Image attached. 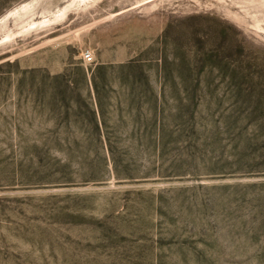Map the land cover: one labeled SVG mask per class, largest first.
<instances>
[{
	"label": "rangeland",
	"instance_id": "rangeland-1",
	"mask_svg": "<svg viewBox=\"0 0 264 264\" xmlns=\"http://www.w3.org/2000/svg\"><path fill=\"white\" fill-rule=\"evenodd\" d=\"M0 264H264V0H0Z\"/></svg>",
	"mask_w": 264,
	"mask_h": 264
},
{
	"label": "built area",
	"instance_id": "built-area-1",
	"mask_svg": "<svg viewBox=\"0 0 264 264\" xmlns=\"http://www.w3.org/2000/svg\"><path fill=\"white\" fill-rule=\"evenodd\" d=\"M81 58L84 63L91 64L93 62L92 55L89 51H85L81 54Z\"/></svg>",
	"mask_w": 264,
	"mask_h": 264
}]
</instances>
